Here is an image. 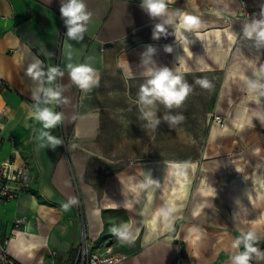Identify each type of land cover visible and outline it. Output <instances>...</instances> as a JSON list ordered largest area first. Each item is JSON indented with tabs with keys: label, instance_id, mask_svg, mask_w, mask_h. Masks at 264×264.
<instances>
[{
	"label": "crops",
	"instance_id": "0c3cea01",
	"mask_svg": "<svg viewBox=\"0 0 264 264\" xmlns=\"http://www.w3.org/2000/svg\"><path fill=\"white\" fill-rule=\"evenodd\" d=\"M242 1L244 4L241 0H172L167 5L176 24L184 16L199 21V27L181 30L194 41L189 46L192 58L184 57L185 62L190 59L189 66L213 69L228 64L235 48L227 51L226 35L234 37L233 44L239 39L242 43L243 7L264 15V0ZM85 2L93 17L84 40L76 42L65 35L60 0H0V164L8 160H14L15 165L26 164L32 178L28 193L15 200L0 201L1 234H12L8 252L24 264H66L85 233L93 246L98 242L111 244L126 252L129 258L122 264H229L233 254L244 250L243 245L239 249L232 247L242 233L264 237V205L258 200L240 204L233 200L226 184L204 185L187 209L186 219L174 225L170 221L178 215L174 208L160 209L150 202L156 196L158 173L150 172L144 177L146 180L150 176L155 183L143 189L134 187L145 182L142 176L132 178V172H124L123 177L109 175L102 187L100 206V185L85 179L81 160L63 152L66 143L74 146L81 137L93 136L99 128V117L83 113L82 105L100 84L109 57L121 44L134 40L144 51L153 47V54H159L165 46L174 49L183 44L176 38L175 24L166 26L167 35L153 38L159 19H152L141 10V0ZM216 31L220 33L219 51L213 40ZM254 39L255 35L250 38L251 49L256 46ZM211 48L219 52L218 58L208 56ZM197 50L204 52L199 62L194 56ZM69 51L71 60L67 57ZM171 53L174 55L173 50ZM88 57L93 58L91 64L98 84L85 93L72 82L66 65L85 63ZM36 59L43 62L45 71L59 67L64 72L46 85L63 89L61 101L49 105L62 114L61 122L53 129H43L39 121L28 115L33 103L31 94L39 82L25 73ZM250 60L255 58L251 56ZM174 62L172 69L178 65ZM41 130L59 138L62 144H47ZM177 173L176 179L191 178ZM202 188H215L219 198L216 194L212 198L202 196ZM221 196L228 197L231 206ZM71 200L75 203L65 209ZM197 204L203 206L197 210ZM18 217L26 218L25 228L12 229ZM114 228L123 235L116 234ZM250 264H264V249L253 254Z\"/></svg>",
	"mask_w": 264,
	"mask_h": 264
},
{
	"label": "rangeland",
	"instance_id": "374dc122",
	"mask_svg": "<svg viewBox=\"0 0 264 264\" xmlns=\"http://www.w3.org/2000/svg\"><path fill=\"white\" fill-rule=\"evenodd\" d=\"M242 14L245 25L254 18H264L244 7ZM239 40L235 44L240 49L235 47L228 64L221 69L191 67L187 63L190 59L185 62L184 58L181 65L173 67L192 86L180 107L168 109L157 103L158 117L165 113L184 116L174 126L161 119V124L152 128L142 118L137 92L143 81L138 65L146 51L140 44L129 40L109 57L100 84L82 105L83 113L99 117V128L93 136L81 137L74 146H63L64 153L81 160L85 179L100 185V206L102 187L113 173L123 177L124 172H132V178L142 176L143 181L150 172L158 173L156 196L150 202L160 209L174 208L178 212L170 220L174 225L186 219L187 209L204 185L230 187L237 183L255 187L256 179L264 172V95L259 94L264 89L250 91L247 81L264 84V41L254 39L256 46L251 49L250 38L244 36L242 43ZM202 53L197 50L194 54L196 61ZM207 53L213 59L219 56L214 48ZM251 56L255 61L250 60ZM152 59L169 68L175 64V56L165 50L152 54ZM130 71L135 78L130 77ZM201 78L212 86L205 89L196 84ZM177 164L181 167H173ZM177 172L191 178L176 179ZM222 199L230 203L228 197ZM253 234L254 244L264 241V237Z\"/></svg>",
	"mask_w": 264,
	"mask_h": 264
},
{
	"label": "clouds",
	"instance_id": "9594fccd",
	"mask_svg": "<svg viewBox=\"0 0 264 264\" xmlns=\"http://www.w3.org/2000/svg\"><path fill=\"white\" fill-rule=\"evenodd\" d=\"M171 2L172 0H141L139 7L150 18L159 19V22L154 26V39H158L161 34L167 35L166 26L175 24L176 38L187 45L189 41L181 30H192L199 27V21L195 17L184 16L180 23L176 24L174 14L167 7ZM59 12L66 28V37L76 42L83 41L85 33L88 31V24L93 17V13L88 10L85 0H60ZM189 17L194 22H189ZM243 30L246 37L252 38L255 35L258 43L264 41V18L252 20L251 23L244 26ZM217 37H219V34H217ZM229 39H234V37L230 36ZM172 50L170 46H165L166 52L171 53ZM185 51H187V48H185ZM154 52L155 49L149 46L147 51L141 54L138 66L141 68L139 78L143 82L139 85L137 92L138 104L142 118L148 122L147 126L155 128L161 124V119L167 122L169 126H174L182 122L184 116L182 114L172 115L165 113L162 118L158 117L156 110L157 103L164 105L168 109L180 107L192 91V86L184 79L179 70L173 71L172 68L158 64L153 60L152 54ZM67 57L69 60L72 59L71 51L68 52ZM92 59V57H88L85 63H68L66 65L72 82L85 93L98 84L96 70L91 64ZM177 59L179 63H183L182 57H178ZM25 74L34 82H39L37 87L32 91L31 100L33 103L29 106L28 115L34 120L39 121L43 129L55 128L61 122L62 114L55 112L49 105L57 104L61 101L63 89L59 85L55 88L46 85L51 84L57 76H63L64 72L59 67H48L45 71L43 62L36 59L34 63L28 66ZM135 76L136 74L130 71V77L135 78ZM195 83L205 89L212 86L206 78L197 79ZM247 85L250 91L264 89V84H260L258 81H247ZM259 94L264 95V91H261ZM41 137L52 147L62 144L59 138L52 136L48 131L41 130ZM173 167L180 168L181 165L177 164ZM153 183L155 181L149 176L145 182L139 183L134 187L143 189ZM215 194V189L212 188H209L204 193L206 196H215ZM72 203H75V200H71L69 204H65V209ZM113 231L118 235H123L118 229L114 228ZM254 241L255 235L251 232L242 233L241 236L236 238L232 247L239 249L240 245H243L244 250L233 254L229 264H249L251 254L258 252L257 248L253 246ZM30 246L36 247L37 245Z\"/></svg>",
	"mask_w": 264,
	"mask_h": 264
},
{
	"label": "built area",
	"instance_id": "2783aa9c",
	"mask_svg": "<svg viewBox=\"0 0 264 264\" xmlns=\"http://www.w3.org/2000/svg\"><path fill=\"white\" fill-rule=\"evenodd\" d=\"M32 178L28 165H15L14 160L0 164V201H11L28 193ZM26 218H16L12 229L25 228ZM12 234L2 235L0 231V264H24L8 252ZM72 258L66 264H122L129 255L111 244L93 246L85 233L75 247ZM54 255V254H53ZM65 264V263H63Z\"/></svg>",
	"mask_w": 264,
	"mask_h": 264
},
{
	"label": "bare ground",
	"instance_id": "6f19581e",
	"mask_svg": "<svg viewBox=\"0 0 264 264\" xmlns=\"http://www.w3.org/2000/svg\"><path fill=\"white\" fill-rule=\"evenodd\" d=\"M217 34H219V37H217ZM231 35L229 33H227L226 35V38L228 40V49L227 51H231L233 50L236 46H235V43L233 44L234 42V39H229ZM233 37V36H231ZM213 40L215 41V49L217 51H219L222 47H221V42H220V33L219 32H215L214 35H213ZM188 41L189 43L187 45H185L184 43L180 46V47H172L173 49V53H174V56H175V61H177V64H180L178 62V57H182V59L184 57H187V58H191L192 55H191V52L189 50V46L190 45H193L194 44V41L193 39L191 38H188ZM218 45V47H217ZM185 48H187V51H185ZM256 185H255V191H251V189L249 187H241V186H237V183L234 185L232 184L228 189L230 190V195H232V198L235 202H238V203H243L245 201H250L251 203H257L256 200H258V203H262V205H264V176H261L260 178L256 179L255 181ZM251 187V186H250ZM209 188H206V189H200V193L202 196L206 197V198H210V196H206L204 195L205 191H207ZM183 193V192H182ZM199 206H203V204H197L195 207L196 209L198 210V207ZM264 209V208H262ZM155 221V220H154ZM150 223H154L153 220H151ZM256 224V223H255ZM154 226V225H153ZM152 226V227H153Z\"/></svg>",
	"mask_w": 264,
	"mask_h": 264
},
{
	"label": "trees",
	"instance_id": "16d2710c",
	"mask_svg": "<svg viewBox=\"0 0 264 264\" xmlns=\"http://www.w3.org/2000/svg\"><path fill=\"white\" fill-rule=\"evenodd\" d=\"M253 246H254L255 248H257V250L264 249V241L259 242V243H256V244H254ZM253 254H254V253L251 254V259H250V261H249V264H250V262H251V260H252V256H253Z\"/></svg>",
	"mask_w": 264,
	"mask_h": 264
},
{
	"label": "snow or ice",
	"instance_id": "6c2138e0",
	"mask_svg": "<svg viewBox=\"0 0 264 264\" xmlns=\"http://www.w3.org/2000/svg\"><path fill=\"white\" fill-rule=\"evenodd\" d=\"M189 22H194L191 17L188 18Z\"/></svg>",
	"mask_w": 264,
	"mask_h": 264
}]
</instances>
